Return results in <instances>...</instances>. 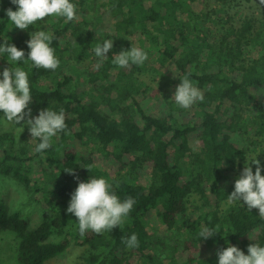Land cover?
Instances as JSON below:
<instances>
[{
	"label": "trees",
	"instance_id": "1",
	"mask_svg": "<svg viewBox=\"0 0 264 264\" xmlns=\"http://www.w3.org/2000/svg\"><path fill=\"white\" fill-rule=\"evenodd\" d=\"M147 1H151L148 6ZM196 1L70 0L81 20L65 23L63 17L50 16L9 35L12 22L6 10L16 11L18 6L0 0V46L5 42L15 45L24 51L25 59L8 62L6 53L0 57L12 70L19 67L27 72L31 116L41 110L63 109L67 125L41 153L35 152L40 141H30L28 128L19 139L11 131L0 132V172L30 192H41L44 202L40 221L31 229L26 219L0 204V232L14 234L17 264H45L73 245L88 251L85 264H103L101 248L110 250L107 264H132L135 257L143 260L142 264H164L166 256L174 260L183 253L187 257L181 264H216L212 256L230 245L245 255L250 244L264 247V220L258 209L250 212L242 202L228 201L249 158L248 151L258 145L246 137L240 147L233 135L252 133L254 139H264V46L256 59L247 62L243 58L244 48L261 42L262 30L259 23L246 19L238 27L226 22L228 27L216 35L202 24L206 15L193 12L191 4ZM108 19L114 23L112 34L106 31ZM40 30L55 37L50 46L60 64L54 71L38 69L27 60L30 49L26 42ZM135 34L143 37L138 46L131 39ZM105 39L113 40V48L101 63L93 49ZM131 46L169 60L178 77L169 79L154 71L158 78L146 86L140 79L147 71L145 62L128 68L114 65V56ZM188 74L204 100L181 109L172 99L171 88ZM143 86L142 91L148 89L165 113L154 117L142 109L135 96ZM249 105L255 113L252 125L247 126L241 110ZM71 138L74 143L69 142ZM191 140L197 141V151L191 149ZM86 142L98 148L80 151L75 147V143ZM97 153L111 164L108 173L101 174L95 167ZM41 159L47 165L50 188L31 179L33 163ZM257 159L264 176V161ZM250 166L255 173L256 165ZM72 169L73 174L66 172ZM226 172L234 177L229 178ZM145 176L149 177L147 183H143ZM91 178L106 179L121 201L128 197L135 200L125 222L110 232L109 239L91 230L81 236L77 218L67 213L78 183ZM194 196L199 207L207 209L197 216L188 212ZM152 211L173 231L174 238L160 241L147 232ZM202 227L213 229L214 236L200 238ZM132 234L137 235L139 246L129 249L122 238ZM60 235L64 237L52 240ZM202 243L211 248L212 256H200Z\"/></svg>",
	"mask_w": 264,
	"mask_h": 264
},
{
	"label": "clouds",
	"instance_id": "2",
	"mask_svg": "<svg viewBox=\"0 0 264 264\" xmlns=\"http://www.w3.org/2000/svg\"><path fill=\"white\" fill-rule=\"evenodd\" d=\"M11 3L18 8L16 11L8 8L6 15L8 20L20 30H27L29 25H34L37 21L50 16L63 17L65 23L77 19L76 5L70 0H11ZM259 4L264 6V0H259ZM54 39L52 33L42 30L31 34V38L26 42L30 49L27 60H30L34 67L52 71L58 68L60 61L50 46ZM112 48L113 40L105 39L103 44H98L93 51L102 63ZM4 53L8 56V62L25 59L23 50L7 42L0 46V54ZM147 59L146 51L131 46L130 49L116 54L112 63L119 68H128L131 65L143 66ZM99 66L98 63L96 67ZM189 76L190 74L180 78L181 83L176 87L172 97L181 109H189L198 101L204 100L202 91L194 86ZM2 77L0 79V110L4 118L14 126L25 122L31 139L40 141L35 152H43L51 147L52 138L67 128L64 110L60 109L59 112L50 109L41 110L37 116L32 117L31 109L28 107L32 96L27 72L19 67L15 70L4 68ZM20 128L23 130V127ZM256 157L246 160L240 177L235 181L234 191L228 195V201L230 203L243 201L250 212L252 209H258L259 218L264 220V176L261 175V164ZM250 164L256 165L255 173ZM66 172L73 174V169ZM134 204L135 200L132 197L121 201L106 179L91 178L87 182L78 183V187L71 194L67 213L77 218L81 236L89 230L103 235L120 227L132 211ZM213 232V229L202 227L199 237L207 240L214 236ZM122 242L129 249L139 246L136 234L122 238ZM217 256L218 264H264V247L255 243L250 244L248 255H245L238 247L230 245L218 250Z\"/></svg>",
	"mask_w": 264,
	"mask_h": 264
},
{
	"label": "rangeland",
	"instance_id": "3",
	"mask_svg": "<svg viewBox=\"0 0 264 264\" xmlns=\"http://www.w3.org/2000/svg\"><path fill=\"white\" fill-rule=\"evenodd\" d=\"M105 1L106 0H100V2ZM150 4L151 1L145 2L146 6ZM191 8L196 14L203 13L204 15H206V20L202 24H205L207 27H209L211 31L214 32L216 35L222 34L224 32V29L228 27L227 25L238 27L246 19H252L256 23H259V27H261L263 35L262 40L260 43L251 44L248 47L244 48L243 58L247 62H250L256 59L257 56L261 54V49L264 46V6L259 4V0H235L233 2L228 3H218L214 0H198L191 4ZM77 20H81L79 13H77ZM226 22L229 23L226 25ZM105 24L106 31L110 34L114 33L113 21L108 19L105 21ZM18 31L19 29L16 28L12 23L8 26L9 35H15ZM131 39L133 40V42H135L136 46H138L139 40L143 39V37L140 34H135ZM145 64L147 71L144 73V75L140 76V79L143 80L146 86L152 84V82L158 78V73L154 71H158L160 75L169 79H176L179 75V72L169 60L164 59L161 55L153 52L148 54V59L145 61ZM4 68H9V65L0 57V74H2ZM76 68L77 70L82 71V67L80 65H76ZM44 85L51 86L49 82H45ZM144 87L145 86H143L140 92L135 96L142 109L147 114L154 117H158L161 114L165 113V109H162L155 104V100L151 96V92L148 91V89L142 91ZM176 87L177 85H174L171 88L173 93L175 92ZM85 89L88 91L87 87H85ZM227 107L228 103H225L224 108ZM254 113L255 111H253L251 105L247 106L246 108H242L241 115L243 117V121H245L244 123H246L247 126L252 125ZM20 127H23V130L25 128H28L25 122H21L20 124H16L14 126L10 124L4 118V116L0 118V132L11 131L16 134V137L19 139V134L23 131ZM246 137L249 138L248 140H255L256 142H258V145L254 149L248 151V159H254L257 156L256 158H261V160L264 161V139L261 138L256 140L254 139L255 137L252 135V133H248L247 135L244 133H235L233 135V138L237 140L240 147H243L245 145L246 141L244 140H246ZM30 141L33 142V139L30 138ZM69 142L74 143V139L71 138ZM189 145L193 151L198 150V143L196 140H191L189 142ZM75 147L80 151H89L98 148L96 144H90L88 142L75 143ZM97 156L98 160L95 164V167L99 170L101 174L108 173L111 164L107 162L103 157H101L100 154L97 153ZM1 158L2 156L0 152V159ZM45 170H47V165L44 159H41L40 161H35L32 167L31 179L37 184H40L42 186L46 185L48 188H50L51 186L47 182ZM226 174L229 178L234 177V174L232 172H226ZM148 180L149 177L145 176L143 178V183H147ZM190 201V205H188V212H194L195 216L207 210L205 208L199 207L200 202L195 196ZM241 202L243 203V201ZM0 204L4 205V207L9 213H17L18 215H20V217L26 219L30 229L34 228L39 223L41 212L44 209V202L42 200L41 192H30L12 177L4 176L1 172ZM147 232L151 234L154 239L160 241H167L168 238H174L173 231L168 230L163 224H161L153 211L151 213L150 221L147 226ZM63 237V235L54 236L52 240H59ZM66 237L69 238L70 236L66 235ZM102 237L104 239H109L110 233L106 232L102 235ZM80 242L81 240L78 241V243ZM171 242L172 241H168V243ZM16 243V238L12 232H0V264H17ZM199 249L201 257L212 256L211 248L207 244H200ZM100 250H102L104 253V255L101 256V259L106 260L103 262V264H107V262H109L111 259L110 250L108 248H101ZM87 254L88 251H86L85 248L73 245L67 250V252L63 253L58 257L50 259L45 264H85L84 258H86ZM186 257L187 253H183L181 256L176 257L174 260L166 256L163 262L164 264H181L186 261ZM212 257L215 263L218 264L217 254ZM142 263L143 260L135 257L132 264ZM123 264L127 263L124 262Z\"/></svg>",
	"mask_w": 264,
	"mask_h": 264
}]
</instances>
